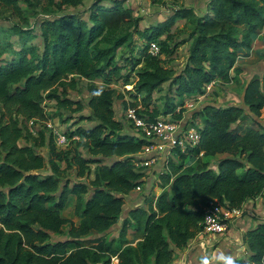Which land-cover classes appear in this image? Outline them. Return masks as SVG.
I'll list each match as a JSON object with an SVG mask.
<instances>
[{"label": "trees", "instance_id": "1", "mask_svg": "<svg viewBox=\"0 0 264 264\" xmlns=\"http://www.w3.org/2000/svg\"><path fill=\"white\" fill-rule=\"evenodd\" d=\"M47 1L59 10L84 3ZM4 8L25 19L18 0H0V13ZM180 20L190 26L191 45L187 63L177 75L164 67L162 57L173 56L184 43L171 44L172 28ZM24 21L0 26V58L7 55L0 60V264H113L114 258L117 264H172L176 252L203 230L212 202L240 208L264 193V124L241 133L233 126L243 118V108L207 105L187 122V128L200 132L199 145L185 154L174 149L179 162L168 160L167 171L160 175L161 193L121 219L125 197L145 184L146 172L136 162L149 142L133 133V124L126 127L116 117L113 88L134 86L135 102L125 104L126 111L141 106L137 111L141 117L181 120L183 110L177 113V108L187 98L205 94V87L214 81L233 82L234 71L242 73L239 56L252 50L254 35L264 30V0H210L203 14L182 7L144 30L126 0L110 4L94 0L82 14L45 19L40 25L42 47L34 43L38 35ZM135 36L143 45L132 48L138 54L126 58L131 69L123 73L128 65L120 64L118 53L131 46ZM9 37L18 38L17 48ZM152 43L160 47L156 56L149 53ZM132 72L136 82L130 80ZM80 79L89 81L92 114L86 119L95 124H75V130L64 132L75 142L73 148L59 150L51 132L41 129L33 135L28 123L49 118L47 101L56 102L59 109L81 111L83 104L67 97L69 89L77 90ZM95 80H101L103 87ZM166 83L170 96L161 111L152 107V100ZM244 103L261 117L264 86L258 78L247 85ZM199 117L203 126L192 125ZM75 136L79 139L72 140ZM22 139L28 144L22 146ZM43 147L48 149V160L38 152ZM220 154L228 157L218 160L215 168L201 158ZM190 155L195 156L194 163L186 166ZM93 165L90 182L66 180L70 171L78 179L91 175ZM47 168L50 173L42 175ZM72 195L77 198L80 223L71 225L69 240L53 243L52 235H62L67 223L63 212ZM120 221L117 238H100L89 247L81 244V238L106 233ZM129 230L139 239L136 245L128 240ZM243 241L252 255L249 263L238 264H264V219L244 233Z\"/></svg>", "mask_w": 264, "mask_h": 264}, {"label": "rangeland", "instance_id": "2", "mask_svg": "<svg viewBox=\"0 0 264 264\" xmlns=\"http://www.w3.org/2000/svg\"><path fill=\"white\" fill-rule=\"evenodd\" d=\"M94 0H84L83 5L78 7H69L66 6L62 10H59L56 7H51L47 0H18V4L20 8L24 12V16L28 25L34 29L37 33V38L34 40V43L38 45L39 47H42V39L40 37V25L41 23L48 18L55 17L61 14L65 13H84L85 10L88 9V7L92 4ZM106 4H110L112 0H102ZM210 1V0H209ZM208 0H126V6L132 8L134 10V16L136 18H140L141 21L139 23V28L141 30H144L145 28L151 27L153 25H156L165 19H167L169 16L173 15V13L182 7H196V9L199 10V12H204L206 10V7L208 6L207 3H209ZM207 12V10L205 11ZM204 12V13H205ZM203 14V13H202ZM87 16V15H86ZM85 16V17H86ZM19 18L15 13H13L9 8H4L2 10V13H0V26H3L5 28L11 27L15 24H22L24 25L25 21ZM189 32H190V26L186 21H180L175 24V26L172 28V40L171 44L184 42L182 45L179 46V48L176 50L173 56L162 58L166 60V63L164 64V67L169 69L173 68L175 72H177V75L180 71H182L185 67V58L187 57V47L191 45V42L187 41L189 40ZM164 36L162 39H165ZM254 38H257L256 34L254 35ZM9 40L13 42L15 45V48H17V37H9ZM140 39L135 36L133 39V43L131 46H126L118 53L119 62L121 65H128L126 58L131 57L133 55H137L138 51L133 52L132 48L135 46H138L141 48L143 45ZM256 40V39H255ZM188 43V44H187ZM254 47V44H253ZM259 51L261 54L259 57H264V46L261 47ZM7 58V55L0 58V60ZM260 60V58H259ZM258 60V61H259ZM238 64L237 67L243 72L245 71V75H242V73H236L234 71V81L231 83H224L220 80H218L214 85H207L205 87V94L202 95L201 99H198L199 96L196 97H190L185 100V102H189L190 106L187 109H183V118L179 121H182L185 123L188 121V118H190L191 114L199 111L201 108L207 105H213L217 107H226V106H239L243 108L246 112L241 119V121L237 122L233 129L237 130L238 132L243 133L247 128L249 127H256L257 123L264 124V109L262 110L261 117H258L254 114H252L247 108V106L244 103V94L245 89L247 87V84L251 82L252 79L258 78L262 85L264 86V75L261 72L255 73L254 68L255 62L250 59V50H247L245 53H242L238 58ZM242 65H244L242 67ZM183 68V69H182ZM131 67L128 65L126 69H124L123 73H128L130 71ZM136 69H139L136 68ZM131 82L137 81L136 72L131 73ZM249 82V83H248ZM95 83L102 88L103 83L101 80H95ZM88 84L89 81L86 79H80L79 84L77 86V90H68L67 97L74 101H79L83 104V109L81 111L72 112V110L69 109H59L58 105L54 101H47L45 104V111L47 115L49 116L46 120H40V122L37 124V126L30 127L28 123L29 131L33 135H37L38 132L41 129H47L49 132H51V128L49 127V123L52 124V127L55 129L61 131V132H71L72 130H75L76 127H74L75 124L80 123V125L84 127H90L93 124H95V121H88L86 118L91 116L92 111L88 106V101L90 99V94L88 92ZM134 86L128 85V86H122L121 84L114 85L113 88L117 90V96L115 97L114 101V110L116 113V117L124 123L126 127L130 125V122L127 120L126 117V107L125 104L129 105L132 104L134 99L132 98V94H134ZM174 94V93H173ZM170 96V87L169 83H166L162 86L160 91H157L154 93L153 100H152V107H157L159 110L163 111L164 105L167 101V97ZM176 101L178 99L176 98ZM138 105L141 104L140 101L137 102ZM192 103V105H191ZM141 107V106H140ZM74 109L76 106L73 107ZM85 119H81V118ZM171 118V117H168ZM204 119L202 117H199L195 119V122L192 123L196 126H203ZM132 129V128H131ZM135 131V130H134ZM134 133L137 134L135 131ZM20 144L22 146L28 144L25 139H22L20 141ZM75 144V142L71 141L67 146L63 148H58L59 150L62 149H69L73 148L72 146ZM38 152L43 155L46 160H48L49 154L48 149L43 147L39 148ZM162 155L160 156V159H158L156 164H153L154 170L160 169L159 161L161 160ZM228 157V155H227ZM177 163L179 162L178 155L175 156ZM204 160H208L210 165L213 167L215 164L214 157L207 159L205 157H201ZM195 156H189L185 162V165H189L191 163H194ZM106 164H109V161H106ZM166 163V162H165ZM61 167L64 168L66 165L65 163H60ZM152 166H144L141 167L146 172L147 180L145 181V184L140 187L141 189L134 190L129 195H127L125 198V206L123 207V212L121 215V219L126 218V215L130 211V209L143 205L145 206L146 201L150 199H155L160 193L161 188L163 187V182L161 180V174L166 172L165 171H156L153 172ZM96 168V165H93L91 167L92 173L91 175L83 178L78 179L74 172H69L66 180H71V182H75L76 180L84 181V182H90L94 177V170ZM215 168V167H213ZM243 171H240L239 173H242ZM50 170L49 168L43 170L41 172L42 175L49 174ZM155 176V177H154ZM64 184V183H62ZM138 190V191H137ZM90 194V193H89ZM88 195H84L83 198H87ZM76 204H77V198L75 196H70L69 206L66 208V210L63 212L64 218L67 220L66 225L63 228L62 235H52L51 242L55 243L58 241H64L69 240L68 231L72 224L78 225L81 220V216L76 214ZM254 220V219H253ZM256 221V220H255ZM122 225V223H121ZM120 225V226H121ZM120 227H117V230H119ZM129 236H133L132 230H129ZM198 236H204L198 234ZM100 238H105L107 240H110L111 238V232H106L103 234L92 232L86 237L81 238V244L84 246H93L96 241ZM178 255V253H177ZM238 257H243L241 254H238ZM176 259V255H175ZM117 260L113 259V263L117 264Z\"/></svg>", "mask_w": 264, "mask_h": 264}, {"label": "built area", "instance_id": "3", "mask_svg": "<svg viewBox=\"0 0 264 264\" xmlns=\"http://www.w3.org/2000/svg\"><path fill=\"white\" fill-rule=\"evenodd\" d=\"M149 53L154 56L160 53V47L157 43L151 44ZM209 85H213V82ZM201 98L202 95H199L198 99ZM189 106V102H185L184 105L177 108V113H180L183 109H187ZM138 109L140 107H130L126 111L127 120L133 124L136 132L149 142L137 156V166H152L157 163L161 155L167 152L170 153L169 151L179 149L181 153L185 154L190 149L199 145L201 139L200 132L195 128H187L188 121L183 123L172 118L150 120L146 117H141L137 112ZM39 122L40 120L32 119L29 122V126L35 128ZM48 125L51 128L57 148H63L70 143V138L64 132L52 127L51 123ZM78 139L79 137L77 136L72 138V140ZM200 156H203V153ZM244 205L240 208H229L218 202H212L206 209L203 230L199 234L218 235L227 233L232 223L244 216L247 209Z\"/></svg>", "mask_w": 264, "mask_h": 264}, {"label": "crops", "instance_id": "4", "mask_svg": "<svg viewBox=\"0 0 264 264\" xmlns=\"http://www.w3.org/2000/svg\"><path fill=\"white\" fill-rule=\"evenodd\" d=\"M191 8H194L197 14H202L207 10V7L204 12H199V10L196 9V7H191ZM180 21L182 22L183 20ZM256 36L257 38H254V47L250 51V59H252V61L255 62L256 68H254V72L255 73L261 72L264 75V57H259V55L261 54L259 50L262 49L261 47L264 46V30L258 32ZM189 48L190 46L187 47L188 51L186 53L187 57L185 58L184 66L186 65L188 60ZM238 63L239 62L237 61V65H239ZM243 66L244 65H242V67ZM245 73L246 72L243 71L242 75H245ZM232 75H234V72H232ZM216 82L217 81H214L213 85ZM134 132L135 131H133V133ZM169 152L170 153L167 152L164 155H162L161 160L159 161L160 169L154 170V167L152 166L153 172L156 171L160 172L161 170L165 171L167 169L168 160L170 158L176 160L175 158L176 153L174 151H169ZM227 155L228 154H220L215 156L214 157L215 164L218 160L227 157ZM215 164L213 165V167H216ZM140 189L141 188H138V190ZM244 206L247 208L245 210L244 216L239 219H236L232 223L227 233L218 234V235L196 236L194 239H192L189 242L187 248L176 252V259L172 264H222L223 257L229 255L236 260L237 264L238 261H245L249 263V258L252 255V252L249 249L248 245L244 243L243 235L248 230L255 228L261 222V219H264V193L255 200H250L246 202ZM132 209H130V211ZM128 214L126 215V217H128ZM121 222L122 221L114 225L108 231L111 232L110 239L117 238L119 236L120 229L117 230V227L121 228L120 226ZM128 240L132 245H136L139 242V239L135 236H128ZM238 254H241L243 257L239 258ZM114 259L117 260V258ZM116 262H118V260Z\"/></svg>", "mask_w": 264, "mask_h": 264}, {"label": "clouds", "instance_id": "5", "mask_svg": "<svg viewBox=\"0 0 264 264\" xmlns=\"http://www.w3.org/2000/svg\"><path fill=\"white\" fill-rule=\"evenodd\" d=\"M222 264H237L236 260L232 256H226L222 259Z\"/></svg>", "mask_w": 264, "mask_h": 264}, {"label": "water", "instance_id": "6", "mask_svg": "<svg viewBox=\"0 0 264 264\" xmlns=\"http://www.w3.org/2000/svg\"><path fill=\"white\" fill-rule=\"evenodd\" d=\"M248 110H249V108H248Z\"/></svg>", "mask_w": 264, "mask_h": 264}]
</instances>
